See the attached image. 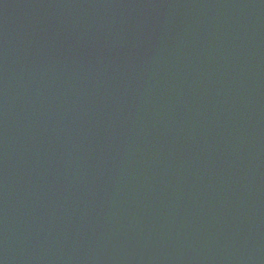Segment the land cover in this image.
I'll return each mask as SVG.
<instances>
[{
  "label": "water",
  "instance_id": "1",
  "mask_svg": "<svg viewBox=\"0 0 264 264\" xmlns=\"http://www.w3.org/2000/svg\"><path fill=\"white\" fill-rule=\"evenodd\" d=\"M0 264H264V0H0Z\"/></svg>",
  "mask_w": 264,
  "mask_h": 264
}]
</instances>
